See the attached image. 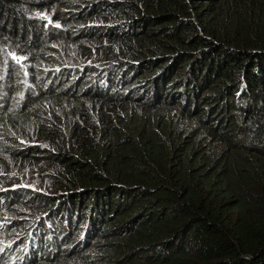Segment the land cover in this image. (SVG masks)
<instances>
[{
    "label": "trees",
    "instance_id": "trees-1",
    "mask_svg": "<svg viewBox=\"0 0 264 264\" xmlns=\"http://www.w3.org/2000/svg\"><path fill=\"white\" fill-rule=\"evenodd\" d=\"M0 264H264V0H0Z\"/></svg>",
    "mask_w": 264,
    "mask_h": 264
},
{
    "label": "rangeland",
    "instance_id": "rangeland-1",
    "mask_svg": "<svg viewBox=\"0 0 264 264\" xmlns=\"http://www.w3.org/2000/svg\"><path fill=\"white\" fill-rule=\"evenodd\" d=\"M41 169L42 168L38 170H41ZM45 170L46 169H44L43 171H38V172L31 171L30 173H32V175H30L28 178H23V180H20V182L18 181L16 183H19L28 188L31 187L30 189L34 188V190L39 189L43 186H47V187L53 186L54 184L53 178H55L54 174L52 171H49V170L45 171ZM40 190L43 191V189H40Z\"/></svg>",
    "mask_w": 264,
    "mask_h": 264
}]
</instances>
